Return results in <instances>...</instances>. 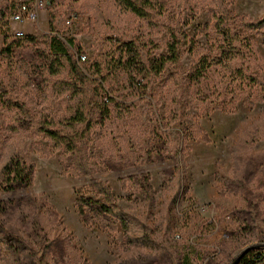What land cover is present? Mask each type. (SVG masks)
<instances>
[{
    "label": "rangeland",
    "instance_id": "374dc122",
    "mask_svg": "<svg viewBox=\"0 0 264 264\" xmlns=\"http://www.w3.org/2000/svg\"><path fill=\"white\" fill-rule=\"evenodd\" d=\"M30 1L0 0L8 14L0 52L5 40L12 46L9 58L0 53V227L15 228L26 242L34 214L41 234L59 244L41 264H229L243 250L263 245L264 28L249 31L244 24L264 18V0H130L143 6V17L117 0H46L37 20H9ZM218 21L244 41L234 42L242 57L209 72V85L226 98L221 107L220 100L196 101L188 84L201 55L219 57ZM171 33L182 45L177 64L151 79L141 97L129 96L122 78L116 86L104 65L112 46L133 42L146 63L166 54ZM52 38L85 68L101 64L102 73H86L91 80L82 88L72 85L67 68L49 75L46 59L57 45ZM235 70L257 83L232 80ZM81 105L82 125L56 127L82 136L69 153L55 147L39 123L63 124ZM239 138L249 147L234 159L230 149ZM14 147L33 164L32 184L5 191L1 169ZM144 175L147 192L137 184ZM92 179L111 190L131 236H145V243L125 244L117 226L80 221L76 200L96 197ZM28 195L37 204L26 202ZM3 240L0 233V264H11Z\"/></svg>",
    "mask_w": 264,
    "mask_h": 264
},
{
    "label": "trees",
    "instance_id": "16d2710c",
    "mask_svg": "<svg viewBox=\"0 0 264 264\" xmlns=\"http://www.w3.org/2000/svg\"><path fill=\"white\" fill-rule=\"evenodd\" d=\"M119 5L125 10L133 13L138 17L144 16L143 6L138 5L136 2L130 0H117ZM8 14L6 9L0 10V28L7 27ZM51 22V21H50ZM245 28L249 31L259 30L264 28V18L252 23H245ZM51 29V24H49ZM216 32L219 33L222 39V44L218 47L219 57L214 59L207 55H201L194 63L191 72L188 76V84L191 89V93L198 102H205L207 100L215 101L220 100V104L225 106L226 98H223V92L217 90L216 86L209 85V72L212 67H221L228 69L232 61L239 59L241 56L240 48L234 45V42L238 41L243 43L238 36L231 34L229 29L222 27L220 21L216 24ZM31 41V38H25ZM52 41L57 45L52 48L51 55L46 59V70L51 76L57 75L59 70L67 68L69 73L74 77L73 86L83 87L87 81L91 79L87 77L91 70L85 68L83 64L77 63L73 57L69 54L65 47V44L57 38H52ZM51 41V42H52ZM6 44L1 50V54L7 58L11 56L12 46ZM69 46L76 47L75 43L71 40L66 41ZM54 45V44H53ZM182 45L177 40L176 36L171 33L170 40L166 45L167 52L165 55L153 56L143 62L136 45L133 42L122 43L118 47L112 46L110 52L106 55L104 65L109 70V74L114 80L117 87L120 85V79L124 80V83L120 86L125 89L129 96L141 97L144 95L148 88L149 81L151 79L159 77L165 70L167 65H175L179 61V49ZM79 55L81 51L77 50ZM101 64L95 65V70L91 73L101 74ZM241 69V68H240ZM235 76H232V80L240 81L242 85H255L256 79L250 76L244 75L240 70H235ZM87 73V74H86ZM90 75V74H89ZM231 80V81H232ZM98 87L100 83L92 80ZM103 81V79H102ZM260 85V84H259ZM258 86V85H257ZM78 89V88H77ZM264 92V87L261 88ZM74 90L72 91V93ZM81 93V92H80ZM78 93L74 94L77 96ZM125 97V96H124ZM105 102L109 101V97L104 99ZM125 101V100H124ZM123 106V104H118ZM222 106V107H223ZM85 116L82 105L76 108L72 115H70L63 124L55 123L53 121H42L39 123L41 132L54 144L55 147L63 148L66 152L75 153L77 151V144L82 138L80 135H76L74 132L62 133L61 130L56 127H62V129L72 130L76 126H80L84 123ZM252 137V136H251ZM253 138V137H252ZM203 141L208 142V139L203 135L201 138ZM249 147L247 139L239 138L230 149L232 158L238 159L239 154L245 151ZM14 147L9 154L7 162L1 169V175L3 179V187L5 191H13L16 189H28L32 184V175L34 172L33 164L24 156V150L18 151ZM178 155L175 157L174 167L178 169ZM84 172V175H87ZM139 187L147 192L149 190L148 178L146 175L141 177V180L137 182ZM180 181H178V185ZM242 184L237 182V187ZM90 188L94 191V198L79 197L76 200V208L80 221L84 225H89L90 220L98 222L104 227L112 230L116 226L121 232L125 244L133 245L134 243L147 241L146 237L133 238L130 234V227L128 220L124 217L120 210H117L114 206L117 198L112 194L111 190L98 180L92 179L89 184ZM177 194L174 195L171 202L174 203L177 200ZM29 204H37L32 201L31 198L26 196L24 198ZM39 207V205H37ZM41 207L49 214L50 217L56 218V212L53 208L41 202ZM30 217V229L28 232V239L26 242L20 237L17 230L13 227H0L1 236L4 237V244L8 250V256L11 260V264H41L45 258L53 251L57 250L59 244L57 241L47 240V238L41 234V227L39 219L32 214ZM260 241L263 239L262 235L259 237ZM264 241V240H263ZM59 242V241H58ZM143 243V244H144ZM40 255V257L37 256ZM264 249H256L247 252L241 259L239 264H264ZM232 260H228L227 263H231ZM84 264H87L83 260Z\"/></svg>",
    "mask_w": 264,
    "mask_h": 264
},
{
    "label": "built area",
    "instance_id": "2783aa9c",
    "mask_svg": "<svg viewBox=\"0 0 264 264\" xmlns=\"http://www.w3.org/2000/svg\"><path fill=\"white\" fill-rule=\"evenodd\" d=\"M47 2L46 0H31L28 3H22L18 6L16 12L10 14L9 20L17 23L23 21H35L39 13L44 9ZM22 32H16L15 37H22ZM81 61H85L84 56H78ZM264 257V254H263Z\"/></svg>",
    "mask_w": 264,
    "mask_h": 264
},
{
    "label": "water",
    "instance_id": "95a60500",
    "mask_svg": "<svg viewBox=\"0 0 264 264\" xmlns=\"http://www.w3.org/2000/svg\"><path fill=\"white\" fill-rule=\"evenodd\" d=\"M254 249H255V250H256V249H264V244H263V245H259V246H255V247H250V248H247V249L243 250L242 253L239 254V256H237V257L232 261L231 264H238L239 261L242 259V257H243L247 252H249V251H251V250H254Z\"/></svg>",
    "mask_w": 264,
    "mask_h": 264
}]
</instances>
